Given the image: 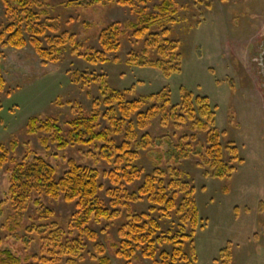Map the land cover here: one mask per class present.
Segmentation results:
<instances>
[{"label": "trees", "instance_id": "obj_1", "mask_svg": "<svg viewBox=\"0 0 264 264\" xmlns=\"http://www.w3.org/2000/svg\"><path fill=\"white\" fill-rule=\"evenodd\" d=\"M1 1L4 23L0 26V45L15 49L31 45L43 66L60 63L67 51L91 65L108 64L113 61L111 54L119 52L124 40L129 39L136 45L127 54L129 66L158 69L166 76L182 68L181 42L167 27L176 24L180 12L175 0H161L152 11L148 10L152 0L60 1L62 11L107 4L130 8L135 19L106 23L97 31L99 48L89 46L72 29L63 30L60 16H53L52 0ZM71 22L70 18L65 23ZM3 59L0 51V92L7 85ZM71 80L89 93L96 92L92 108L77 100L60 99L57 104L70 109L66 120L57 115H32L26 132L44 134L40 142L48 150L51 145L61 151L87 148L83 154L95 164L67 158L68 168L59 174L57 167L30 149L18 160L17 139L8 145L0 142V170L9 165L10 181L7 197L0 201V212L6 204L13 210L2 226L11 229L10 235L26 248L38 246L37 252L23 257L2 247L0 238V264H89L88 257L96 264H113L91 227L103 221L121 222L115 254L127 264L137 252L153 264H197L195 237L204 220L195 186L182 165L196 156L205 176L226 179L242 161L234 141L222 142L226 131L217 127L216 106L208 96L185 86L180 88L179 100L174 101L167 86L134 96L135 84L118 89L105 74L77 69L72 71ZM153 127L162 131H150ZM199 133L205 135L204 143H200ZM143 153L153 159L150 172L141 164ZM102 162L110 168L101 170L98 166ZM102 178L108 179L110 186H105ZM42 195L75 205L65 228L42 201ZM143 200L150 203L149 208L136 211L134 205ZM32 201L37 218L22 237L17 231L24 226L22 217ZM163 220L171 222V227L164 229ZM87 240L94 243L95 252L88 249ZM214 260L216 264H232L231 245L221 249Z\"/></svg>", "mask_w": 264, "mask_h": 264}, {"label": "rangeland", "instance_id": "obj_2", "mask_svg": "<svg viewBox=\"0 0 264 264\" xmlns=\"http://www.w3.org/2000/svg\"><path fill=\"white\" fill-rule=\"evenodd\" d=\"M60 1L64 0H52L51 3L53 16H60L63 30L72 29L82 41L94 48H99L97 34L106 23L135 19L130 8L117 4L62 11ZM160 1L152 0L148 10H154V5ZM175 1L180 6L175 18L177 22L167 27L171 29L172 36L181 42L184 60L181 70L170 76L154 68L129 66L127 54L132 48L136 49L129 39L124 40L119 52L111 54L113 61L103 65L88 64L67 51L60 63L43 66L31 45L23 49L0 45L4 54L2 71L7 82L6 88L0 92V142L8 145L12 139H17L19 146L15 156L18 160L30 149L57 167L59 174L68 168L67 158L94 165L83 154L87 148L74 147L61 151L51 145L48 150L40 142L44 134L29 135L26 132L27 120L32 115H57L66 120L70 109L60 107L57 104L60 99L77 100L88 109L92 108L96 92L94 94L91 90L89 93L80 83L71 80L72 71L77 69L105 74L112 86L118 89L135 84L134 96L165 86L171 90L174 101L179 100L182 86L196 94L206 95L216 106L217 127L226 131L222 142L234 141L242 161L226 179L205 176V169L198 166L199 158L196 156L182 165L195 186L200 217L204 220L195 237L197 264H216L214 259L228 245L232 247V264H264V94L257 62L261 50L260 37L264 33V0ZM70 18L72 22L66 24ZM3 23L4 8L0 0V26ZM114 56L118 60L114 61ZM153 129L149 130L155 133L162 131ZM199 140L204 143L203 133H199ZM229 158L227 155L226 160ZM141 164L146 172L154 168L153 159L147 153H143ZM8 166L0 170V201L6 199L10 187ZM98 167L101 170L110 168L105 162ZM102 182L110 186L108 179L102 178ZM102 196L107 199L104 191ZM40 198L54 210L56 220L65 228L75 205L44 195ZM149 205L147 200H143L134 208L142 212ZM12 212L9 204L0 212L2 247L23 257L37 252L36 244L26 248L21 240L10 235L11 229L2 226ZM36 218V206L32 201L22 217L24 226L18 229L19 235L25 237V228ZM162 222L164 229L171 227V222ZM120 223L103 221L91 226L113 264H127L125 259L115 254L114 244L119 241L117 227ZM86 242L88 249L94 251V243L90 240ZM164 248L170 249V246ZM86 261L96 264L90 257ZM130 264L153 263L137 252Z\"/></svg>", "mask_w": 264, "mask_h": 264}, {"label": "flooded vegetation", "instance_id": "obj_3", "mask_svg": "<svg viewBox=\"0 0 264 264\" xmlns=\"http://www.w3.org/2000/svg\"><path fill=\"white\" fill-rule=\"evenodd\" d=\"M260 45H261V50L259 53V57L257 58V62H258V73L260 75V87L261 90L264 94V33H262L261 37H260Z\"/></svg>", "mask_w": 264, "mask_h": 264}]
</instances>
